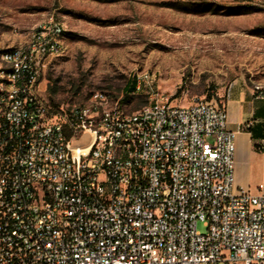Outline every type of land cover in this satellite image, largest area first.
Here are the masks:
<instances>
[{
    "label": "built area",
    "instance_id": "1",
    "mask_svg": "<svg viewBox=\"0 0 264 264\" xmlns=\"http://www.w3.org/2000/svg\"><path fill=\"white\" fill-rule=\"evenodd\" d=\"M61 29L36 27L28 68L0 70V264H264V195L234 184L224 104L171 105L149 78L136 117L96 92L53 104L40 84Z\"/></svg>",
    "mask_w": 264,
    "mask_h": 264
},
{
    "label": "rangeland",
    "instance_id": "2",
    "mask_svg": "<svg viewBox=\"0 0 264 264\" xmlns=\"http://www.w3.org/2000/svg\"><path fill=\"white\" fill-rule=\"evenodd\" d=\"M52 20L64 50L48 59L40 89L53 104L104 92L131 114L149 102L148 78L178 106L224 104L235 82L264 91V0H0V52Z\"/></svg>",
    "mask_w": 264,
    "mask_h": 264
},
{
    "label": "crops",
    "instance_id": "3",
    "mask_svg": "<svg viewBox=\"0 0 264 264\" xmlns=\"http://www.w3.org/2000/svg\"><path fill=\"white\" fill-rule=\"evenodd\" d=\"M261 92L254 93L253 86L235 82L224 103L228 128L235 133L234 184L253 195H264V148H261L264 99H260Z\"/></svg>",
    "mask_w": 264,
    "mask_h": 264
},
{
    "label": "bare ground",
    "instance_id": "4",
    "mask_svg": "<svg viewBox=\"0 0 264 264\" xmlns=\"http://www.w3.org/2000/svg\"><path fill=\"white\" fill-rule=\"evenodd\" d=\"M50 24L41 26V29H48V25ZM54 26L61 27L58 24H54ZM62 36H63V29H61L59 33H56L54 35V45L57 48L55 49V56L58 55L63 49ZM37 43H40V35H32L31 38L24 45L0 52V70H6V72H15L16 67H19V69H27L28 56H20L19 55L20 49H32L33 47H36ZM50 57H54V56H50ZM50 57H48V59ZM41 60H42V49H34L31 52V63H38ZM140 81H141L140 78H138L137 90L140 89ZM145 83L149 85L148 82ZM8 84H12V75H5V71H0V90H7ZM96 94L102 96L104 103L114 102L110 100L104 92H96ZM149 97H150V87L148 86V100ZM147 105L148 103L134 113L131 114L127 113L128 117H136V115L141 114V112L145 111ZM86 106H93V99H88L86 101ZM85 116H94V107H85ZM61 152L62 155L71 154V146L69 142L61 143Z\"/></svg>",
    "mask_w": 264,
    "mask_h": 264
},
{
    "label": "trees",
    "instance_id": "5",
    "mask_svg": "<svg viewBox=\"0 0 264 264\" xmlns=\"http://www.w3.org/2000/svg\"><path fill=\"white\" fill-rule=\"evenodd\" d=\"M126 90L127 92H132L134 90V83H131L129 86H126ZM126 96H128V94L126 93Z\"/></svg>",
    "mask_w": 264,
    "mask_h": 264
}]
</instances>
